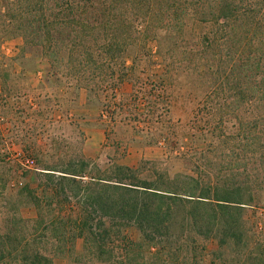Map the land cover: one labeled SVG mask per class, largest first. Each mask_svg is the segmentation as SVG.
Segmentation results:
<instances>
[{"label": "trees", "instance_id": "trees-1", "mask_svg": "<svg viewBox=\"0 0 264 264\" xmlns=\"http://www.w3.org/2000/svg\"><path fill=\"white\" fill-rule=\"evenodd\" d=\"M157 32L159 52L183 48L211 84L191 133L170 141L183 169L80 155L40 166L34 186L0 179V264H264V0H0V41L22 37L89 101L128 69L136 35Z\"/></svg>", "mask_w": 264, "mask_h": 264}, {"label": "rangeland", "instance_id": "rangeland-1", "mask_svg": "<svg viewBox=\"0 0 264 264\" xmlns=\"http://www.w3.org/2000/svg\"><path fill=\"white\" fill-rule=\"evenodd\" d=\"M157 35L156 41L136 35L124 55L128 69L117 67L111 86L98 81L91 101L65 75L67 70L53 75L38 52L27 47L22 51V37L1 40L0 160L9 157L18 169L14 174L0 162L2 183L10 179L12 186L18 181L34 186L40 166L80 155L100 165L114 161L135 166L141 160H158L172 172L182 170L178 150L170 152V141L174 138L180 144L177 141L191 133L195 106L204 92L205 98L212 97L211 84L197 74L193 56L183 48L171 52L172 57L165 54V46L159 52L160 32ZM15 39L20 44L14 43L17 50L11 56L6 43ZM187 39L180 46L187 47ZM121 72L125 76L117 82ZM163 134L168 139L164 144ZM25 159L32 160V167L22 164ZM20 212L24 217L34 215L30 207ZM129 234L134 236L135 231ZM207 247L212 249L213 242ZM53 264L105 263L75 252L55 256Z\"/></svg>", "mask_w": 264, "mask_h": 264}, {"label": "crops", "instance_id": "crops-1", "mask_svg": "<svg viewBox=\"0 0 264 264\" xmlns=\"http://www.w3.org/2000/svg\"><path fill=\"white\" fill-rule=\"evenodd\" d=\"M11 43H12V44H11ZM14 43L17 44L18 47H19V44H20L19 39H15V40H13V41H11V42H7V43H6V45L9 44V45H7V46H9V47H8L9 50L7 51V53L9 52V55H11V56H12V55L14 56L15 53H16V50H17V48L14 47ZM2 48H3V45H2ZM8 48H7V49H8ZM15 49H16V50H15ZM3 50H4V49H3ZM11 58H12V57H11Z\"/></svg>", "mask_w": 264, "mask_h": 264}, {"label": "built area", "instance_id": "built-area-1", "mask_svg": "<svg viewBox=\"0 0 264 264\" xmlns=\"http://www.w3.org/2000/svg\"><path fill=\"white\" fill-rule=\"evenodd\" d=\"M24 166H26V167H28V168H30V167H32V160H30V159H25L24 160V163H22Z\"/></svg>", "mask_w": 264, "mask_h": 264}]
</instances>
